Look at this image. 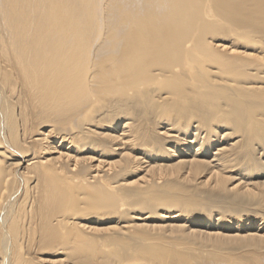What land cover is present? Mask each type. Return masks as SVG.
Returning a JSON list of instances; mask_svg holds the SVG:
<instances>
[{
  "label": "bare ground",
  "instance_id": "1",
  "mask_svg": "<svg viewBox=\"0 0 264 264\" xmlns=\"http://www.w3.org/2000/svg\"><path fill=\"white\" fill-rule=\"evenodd\" d=\"M0 264H264V0H0Z\"/></svg>",
  "mask_w": 264,
  "mask_h": 264
}]
</instances>
